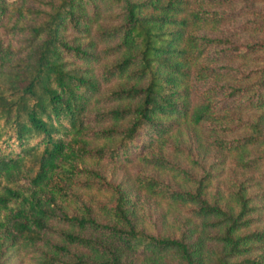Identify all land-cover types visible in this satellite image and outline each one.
Returning <instances> with one entry per match:
<instances>
[{"label":"trees","instance_id":"obj_1","mask_svg":"<svg viewBox=\"0 0 264 264\" xmlns=\"http://www.w3.org/2000/svg\"><path fill=\"white\" fill-rule=\"evenodd\" d=\"M259 1L0 0V264H264ZM134 160L182 181L85 165Z\"/></svg>","mask_w":264,"mask_h":264},{"label":"rangeland","instance_id":"obj_2","mask_svg":"<svg viewBox=\"0 0 264 264\" xmlns=\"http://www.w3.org/2000/svg\"><path fill=\"white\" fill-rule=\"evenodd\" d=\"M258 6L264 7V0L259 1ZM242 37L244 39L251 38L252 36L248 33L242 34ZM253 65V64H251ZM186 142L182 141L183 146V153H179L175 155V161L177 162V165L180 166L182 169L186 171H190L191 167L194 166L195 162L197 164L201 163L202 161H212L213 159L221 158V154L213 153L212 151L208 152L205 156L200 158L199 156L196 157L195 154L196 151L192 152V150L189 151L187 148L188 146H184ZM189 152V154H188ZM194 154V155H193ZM224 160L226 164L224 165L225 169L230 168L228 165L229 157H224ZM87 167H90L91 169H97L101 176L102 180L105 182H108L110 184H116L119 181L123 180L125 182H128L127 185H133V182L131 181L133 176L137 173H143V174H149L153 175L161 180H164L166 182H181L182 177L174 178L169 172L166 171H160L158 169H155L153 167H149L144 165L142 162H139L138 160L134 161H128L124 163H116V164H108L103 162H87L85 164ZM196 166V165H195ZM199 167V166H198ZM86 175H80L77 177L78 180H84L86 179ZM75 187L72 189L74 193L79 194L82 199L88 203L90 199H94L97 201L106 202L108 197L111 195L110 186H107V189H84L80 186H85L84 184L74 185ZM105 188V186H103ZM133 187V186H132ZM135 189V188H134ZM143 199V197H141ZM146 199V198H145ZM147 203L149 204L146 209V222L144 223L145 230L148 231H163V227L165 224H167L168 220L172 218V215L165 212V204L160 203L159 201L146 199ZM2 264H33L31 260L28 259L26 255H24L22 252L17 251L14 247L12 249L8 250L7 254L4 257V262Z\"/></svg>","mask_w":264,"mask_h":264}]
</instances>
